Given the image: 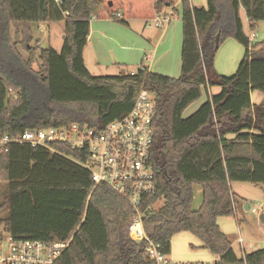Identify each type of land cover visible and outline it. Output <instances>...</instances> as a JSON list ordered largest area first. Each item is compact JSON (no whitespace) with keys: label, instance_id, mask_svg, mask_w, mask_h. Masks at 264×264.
I'll use <instances>...</instances> for the list:
<instances>
[{"label":"trees","instance_id":"trees-1","mask_svg":"<svg viewBox=\"0 0 264 264\" xmlns=\"http://www.w3.org/2000/svg\"><path fill=\"white\" fill-rule=\"evenodd\" d=\"M173 0H0V134L26 128L77 123L99 131L132 108L142 87L152 92L156 110L151 162L155 192L141 205L146 235L170 253L173 234L189 232L219 259L210 264H264V247L237 255L217 223L234 216L232 181L264 186V106L250 92H264V40L250 41L248 27L264 20V0H206L205 7L182 0L181 69L177 78L141 66L133 74L94 76L83 60L92 18L151 19ZM120 14V17H115ZM63 22L60 52L34 41L31 22ZM243 47L231 76L213 67L215 36ZM22 45L26 57L17 48ZM34 63L37 68H34ZM218 86L187 117L202 88ZM67 154L79 156L64 146ZM83 160V158H81ZM0 240L68 241L54 264H155L145 241L128 235L134 212L103 184L95 185L78 163L43 147L12 144L0 152ZM193 184L202 203L192 207ZM162 199V205H153ZM7 209V215L1 213ZM187 264H199L190 262ZM202 264V263H200Z\"/></svg>","mask_w":264,"mask_h":264},{"label":"built area","instance_id":"built-area-1","mask_svg":"<svg viewBox=\"0 0 264 264\" xmlns=\"http://www.w3.org/2000/svg\"><path fill=\"white\" fill-rule=\"evenodd\" d=\"M54 1L60 4V0ZM179 1L182 0H173V3ZM115 17L119 18L120 14ZM169 17L157 13L150 21L161 26L169 21ZM253 38L251 35L249 40L253 41ZM155 110L154 94L142 87L130 111L110 121L101 131L77 123L30 127L18 135L0 134V152L7 151L12 144H28L73 160L89 172L95 185L107 186L131 206L134 217L128 225V235L137 243L145 241L143 251L151 261L155 264H187L189 262L172 261L146 235L143 227L140 210L143 198L155 192V169L151 162ZM58 146L75 152L79 158ZM251 209L257 210L256 207ZM237 241L244 251L242 237L239 236ZM69 242L16 239L4 233L0 240V264H54Z\"/></svg>","mask_w":264,"mask_h":264},{"label":"rangeland","instance_id":"rangeland-1","mask_svg":"<svg viewBox=\"0 0 264 264\" xmlns=\"http://www.w3.org/2000/svg\"><path fill=\"white\" fill-rule=\"evenodd\" d=\"M195 5L197 2H205L206 0H191ZM170 8V7H169ZM169 8L166 9L167 15L169 13ZM171 25H176L175 32L178 41V56L172 64L171 73H165L169 77L177 78L180 75V65H181V45H182V24L180 15L177 12L172 13L171 19L169 21ZM149 28H152L154 23L151 21L146 22ZM30 27L33 31L34 41L31 45L35 44L37 41L41 48L51 46L56 51L60 52L63 44V31L61 21L50 24L35 23L31 22ZM39 26V27H38ZM173 26H171L172 28ZM245 32L250 37L254 35L253 41L264 40V20L259 21L255 29H250L248 25L244 26ZM34 46V45H33ZM22 45L17 48L26 57V53L22 50ZM243 56L242 46L231 36L225 38L218 46L215 54L213 67L217 74L223 76H231L235 73L237 66ZM34 68L37 65L34 63ZM127 70V69H125ZM123 70V72L125 71ZM106 74V73H105ZM110 74V73H107ZM121 74V73H120ZM258 93V92H257ZM263 99L264 102V92ZM206 99V91L203 88L201 97L190 104L184 110V116H188L196 110V108L204 102ZM264 104V103H261ZM231 191L235 197L237 203L234 216H221L217 218V223L223 233L231 240L232 246L237 255H241L243 252H248L249 250H255L264 246V218L261 220V215H264V186L253 184L245 181H232L230 183ZM4 184H0V201L3 197ZM192 190V207L197 209L202 203V189L198 184H193ZM163 200H158L154 205V209H158L162 205ZM249 205V209H246V205ZM256 207V211H252L251 208ZM7 215V209H5L1 216ZM2 226H0V231ZM241 236L244 240L243 248L241 250L240 245L237 241L238 237ZM171 249L168 254L172 261L174 262H206L209 260L208 253L212 254L207 249L200 248L201 242L197 237L189 232H179L172 235L170 239ZM207 251V254L201 253V251ZM243 253V254H244ZM242 254V255H243Z\"/></svg>","mask_w":264,"mask_h":264},{"label":"crops","instance_id":"crops-1","mask_svg":"<svg viewBox=\"0 0 264 264\" xmlns=\"http://www.w3.org/2000/svg\"><path fill=\"white\" fill-rule=\"evenodd\" d=\"M188 2L191 6H206V3L202 1L197 2L196 5L191 0H188ZM168 8L169 13L167 15L170 16L169 21L174 12H177L181 18L182 1L173 3L172 5H163L158 14L164 16ZM240 18L244 26L248 25V20L243 9L240 10ZM147 21H150V19H127L125 23H122L113 18H92L90 20L87 44L83 49L84 64L90 74L103 76L134 73L141 66H144L153 73L164 76H167L165 73L172 75L170 65L178 56V41L176 42L177 37L176 33H174L176 25H171L168 21L161 26L149 28L146 23ZM50 24L47 25L49 26ZM171 26L173 27L171 28ZM123 70L125 71L123 72ZM204 89L206 91V99L220 91V87L218 86H207ZM260 93L262 92L257 90L250 92V99L253 104L264 103H259L263 99V94L260 95ZM261 105L264 106V104ZM183 117L187 116H184L183 113ZM246 209H249V206ZM199 247L204 249L201 244ZM201 253L207 254V251L203 250ZM208 255L210 259L205 263H213L219 259L218 255L210 253ZM168 257L171 256L168 255Z\"/></svg>","mask_w":264,"mask_h":264},{"label":"water","instance_id":"water-1","mask_svg":"<svg viewBox=\"0 0 264 264\" xmlns=\"http://www.w3.org/2000/svg\"><path fill=\"white\" fill-rule=\"evenodd\" d=\"M218 41H219V34L217 33L215 36V47H218ZM249 205H246L248 207ZM263 219V215H261V220Z\"/></svg>","mask_w":264,"mask_h":264}]
</instances>
